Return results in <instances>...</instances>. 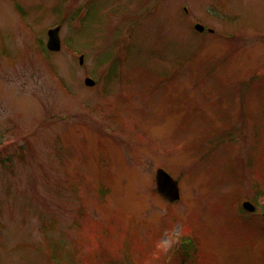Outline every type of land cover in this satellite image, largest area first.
Segmentation results:
<instances>
[{
    "label": "rangeland",
    "instance_id": "374dc122",
    "mask_svg": "<svg viewBox=\"0 0 264 264\" xmlns=\"http://www.w3.org/2000/svg\"><path fill=\"white\" fill-rule=\"evenodd\" d=\"M263 213L264 0H0V264H264Z\"/></svg>",
    "mask_w": 264,
    "mask_h": 264
},
{
    "label": "water",
    "instance_id": "95a60500",
    "mask_svg": "<svg viewBox=\"0 0 264 264\" xmlns=\"http://www.w3.org/2000/svg\"><path fill=\"white\" fill-rule=\"evenodd\" d=\"M195 29L202 32L204 30V27L200 24L195 25ZM59 29L60 26L49 29L47 32V50L52 52H59L61 48L60 43V37H59ZM212 32V30H210ZM83 56L80 57L79 63L82 64ZM84 84H86L89 87H93L94 80L90 78H86L84 80ZM155 189L160 197H163V199H166L170 203H173L175 201H178L179 198V188H178V181L175 180L173 177H170L169 174L161 169H158L155 174ZM244 209L248 212H254L255 206H253L249 201L244 202L242 204Z\"/></svg>",
    "mask_w": 264,
    "mask_h": 264
},
{
    "label": "trees",
    "instance_id": "16d2710c",
    "mask_svg": "<svg viewBox=\"0 0 264 264\" xmlns=\"http://www.w3.org/2000/svg\"><path fill=\"white\" fill-rule=\"evenodd\" d=\"M41 51H42V52H45L44 49H43V50L41 49ZM187 257H191V253H189V254L187 255Z\"/></svg>",
    "mask_w": 264,
    "mask_h": 264
}]
</instances>
